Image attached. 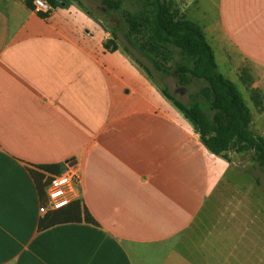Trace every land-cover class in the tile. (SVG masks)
I'll return each mask as SVG.
<instances>
[{
    "label": "crops",
    "instance_id": "1",
    "mask_svg": "<svg viewBox=\"0 0 264 264\" xmlns=\"http://www.w3.org/2000/svg\"><path fill=\"white\" fill-rule=\"evenodd\" d=\"M209 1L222 42L185 0L176 5L238 63L227 78L255 126L264 0ZM60 3L45 14L0 0V264H262L261 180L257 197L239 182L247 167L209 152L129 56L105 50L110 34L92 13ZM70 160L76 200L41 214L49 179Z\"/></svg>",
    "mask_w": 264,
    "mask_h": 264
},
{
    "label": "trees",
    "instance_id": "2",
    "mask_svg": "<svg viewBox=\"0 0 264 264\" xmlns=\"http://www.w3.org/2000/svg\"><path fill=\"white\" fill-rule=\"evenodd\" d=\"M46 1L54 7L61 5L60 0ZM124 1L100 0L108 13L122 11L127 25L124 34L127 43L147 58L156 71L170 75L173 69L181 86L187 87L195 81L204 85L191 95L192 102L183 103L167 88L159 86L147 68L125 51L123 53L193 124L209 152L226 160L230 153L249 154L252 162L264 167V137L252 130V111L238 85L219 71L214 51L202 27L182 15L170 0H139L140 8L136 11L123 9ZM26 2L33 7L31 1ZM103 28L112 35L103 44L105 50H121L116 43L115 32ZM251 92L253 96L258 94L257 90ZM39 190L41 193L40 187ZM85 220L93 222L87 212Z\"/></svg>",
    "mask_w": 264,
    "mask_h": 264
},
{
    "label": "rangeland",
    "instance_id": "3",
    "mask_svg": "<svg viewBox=\"0 0 264 264\" xmlns=\"http://www.w3.org/2000/svg\"><path fill=\"white\" fill-rule=\"evenodd\" d=\"M71 2H75L77 4L82 5L88 12L92 13L93 17H95L101 24L105 27L114 31L116 34V43L120 47L122 51H125L130 57H132L135 61L141 63L145 68H147L151 72V76L155 80V82L163 87L167 88L171 95L176 97L178 100L182 101L183 103H190L192 102L191 95L198 92L199 89L204 85L201 81H195L191 85L187 87H183L178 83V74H174V70L172 69L170 75H165L161 72L156 71L150 61L136 52L126 41L124 34L127 32V25L124 21L122 11H112L108 13L107 9L101 4L100 0H68ZM174 6L177 8L176 0H170ZM189 7H191L190 11L192 12L193 19L200 21L206 27H212L218 39L222 42L224 39L223 31L221 30L220 26L217 22L218 10L213 6V4L209 0H185ZM208 3V4H207ZM139 0H125L123 9L136 11L140 8ZM209 10V11H208ZM204 18V19H202ZM202 26V25H201ZM210 32L207 31V39L208 42L211 43V46L215 53L216 63L218 65L219 71L226 77H228V70L232 68L231 66H236L238 63L233 61L232 63L228 62L229 57L224 53L223 48L217 43V41L212 40L210 37ZM110 38L112 35H109ZM222 44V43H221ZM233 58V56H232ZM234 59V58H233ZM172 66V65H171ZM173 68V67H171ZM257 76L260 77L259 81L262 87L264 88V71H258V74L254 72ZM232 79L237 85L239 89L242 91L243 96L246 98L245 92L242 89V86L239 82H236L234 78ZM248 104L249 101L247 100ZM253 118H257L256 111L253 110ZM262 121H259L252 126V130L255 131L257 134L264 137V114L261 117ZM230 158L235 159L236 162H240V166L247 167L246 174L240 179V183L249 187V192L253 193L256 192L257 197H260L259 189L256 190L254 182H252V178L258 177L261 180V183L264 187V167H259L256 163L252 162L251 157L249 154H236L230 153ZM233 173L230 172L228 177L231 176ZM253 188H252V187ZM253 191V192H251ZM262 203L264 202V197L260 199ZM257 224L251 226L250 224L246 228L247 230H254ZM218 226V225H217ZM244 231V230H243ZM264 264V262L262 263Z\"/></svg>",
    "mask_w": 264,
    "mask_h": 264
},
{
    "label": "built area",
    "instance_id": "4",
    "mask_svg": "<svg viewBox=\"0 0 264 264\" xmlns=\"http://www.w3.org/2000/svg\"><path fill=\"white\" fill-rule=\"evenodd\" d=\"M37 12L49 13L52 10L46 0H33ZM81 181L79 163L70 160L60 174L49 179L46 186V202L40 206V213L60 211L69 206L77 198V188Z\"/></svg>",
    "mask_w": 264,
    "mask_h": 264
}]
</instances>
